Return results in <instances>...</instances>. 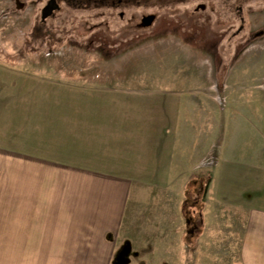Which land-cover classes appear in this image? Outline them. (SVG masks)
I'll use <instances>...</instances> for the list:
<instances>
[{
	"label": "rangeland",
	"instance_id": "obj_1",
	"mask_svg": "<svg viewBox=\"0 0 264 264\" xmlns=\"http://www.w3.org/2000/svg\"><path fill=\"white\" fill-rule=\"evenodd\" d=\"M239 2L233 0L225 20L191 5H129L108 19L85 13L66 21L63 7L41 27L29 20L30 8L19 12L11 0H0V62L48 63L57 78L69 77L80 89L98 88L97 99L104 107L111 98L113 109L123 104L117 103L122 95L115 85L149 94L152 102L156 91H163L181 105L178 121L183 125L180 157L173 150L168 159H159L160 173L134 183L139 193L164 194L151 198V204L145 196L142 204L158 213L153 218L165 229L142 228V206L134 203L135 229L123 224L117 237L106 234L109 243L101 245H66V227L57 222L58 215L54 222L52 215H39L48 222L29 223L22 230L13 211L1 213L0 264H78L66 261V253L107 256L114 250L129 252L136 261L146 253V264H264V256H246L241 245L244 225L264 218V2ZM147 14L156 15L154 23L138 27ZM192 128L197 144L190 142ZM178 208L184 217L176 214ZM22 237L39 243L54 239L60 259L14 261L12 254L24 249L4 244ZM34 248L33 253H45L53 246ZM3 254L12 261L2 260ZM98 259L88 264H127L125 258Z\"/></svg>",
	"mask_w": 264,
	"mask_h": 264
},
{
	"label": "crops",
	"instance_id": "obj_2",
	"mask_svg": "<svg viewBox=\"0 0 264 264\" xmlns=\"http://www.w3.org/2000/svg\"><path fill=\"white\" fill-rule=\"evenodd\" d=\"M27 65L30 67L25 68ZM115 87L122 95L117 99L118 104L123 103L121 109L108 104L111 98L105 99L103 107L95 94L98 88L80 89L69 77L57 78L48 63L0 62V182H4L0 184V214L13 211L22 230L29 223L48 222V217L43 220L39 215H52V222L58 215L57 222L66 227V245H101L102 241L109 243L106 234L117 237L123 224L135 229L134 203L142 206L138 207L142 228H166L156 224L153 216L158 213L142 204L147 203L145 196L151 204V198L164 194L139 193L134 183L160 173L159 159H168L173 150L180 157L181 145L179 150L177 144H183V125L178 121L182 118L181 105L165 97L163 91L157 90L152 102L149 94ZM173 131L177 137L172 136ZM190 132L194 135L190 142L197 144V130L192 128ZM163 171L166 176L167 161ZM181 211L176 214L184 217ZM244 226V255L263 257L264 218L260 215L258 223ZM18 239L4 244L14 245L18 248L15 251L24 249L23 254H12L16 262L60 259L54 249L59 243L54 239L43 243ZM40 245L53 248L33 253ZM145 255L136 261L137 256L129 252L119 255L115 250L107 256L66 253V261L88 264L99 256L101 263L125 258L127 264H146ZM7 256L3 254L2 260L12 261Z\"/></svg>",
	"mask_w": 264,
	"mask_h": 264
},
{
	"label": "flooded vegetation",
	"instance_id": "obj_3",
	"mask_svg": "<svg viewBox=\"0 0 264 264\" xmlns=\"http://www.w3.org/2000/svg\"><path fill=\"white\" fill-rule=\"evenodd\" d=\"M15 8L21 12L25 8H30L32 13L29 15V20L39 23L41 27L45 26L47 21L54 19L63 7H66V21H69L72 16L83 17V14L88 13L90 19H101L104 17H112L113 12L119 7L129 5H144V6H196L195 11L208 10L213 16L218 19H229L230 7L233 5V0H11ZM264 2V0H240V4ZM239 4V5H240ZM48 6H56L46 17H43L44 10ZM217 7V8H216ZM237 16L240 22H243L242 9L237 8ZM90 11L94 12L91 13ZM105 11V13H103ZM110 11V12H109ZM109 12V13H108ZM119 17H123V11L117 13ZM151 20V21H150ZM156 20L155 14H147L141 17L140 25L149 28ZM150 21V22H148Z\"/></svg>",
	"mask_w": 264,
	"mask_h": 264
},
{
	"label": "water",
	"instance_id": "obj_4",
	"mask_svg": "<svg viewBox=\"0 0 264 264\" xmlns=\"http://www.w3.org/2000/svg\"><path fill=\"white\" fill-rule=\"evenodd\" d=\"M55 8H56V6H48V7H46V9L44 10V13H43V17H46ZM150 21H148V22H150Z\"/></svg>",
	"mask_w": 264,
	"mask_h": 264
},
{
	"label": "trees",
	"instance_id": "obj_5",
	"mask_svg": "<svg viewBox=\"0 0 264 264\" xmlns=\"http://www.w3.org/2000/svg\"><path fill=\"white\" fill-rule=\"evenodd\" d=\"M187 219H189V218H187ZM120 263H122V260L118 261V263H117V264H120Z\"/></svg>",
	"mask_w": 264,
	"mask_h": 264
}]
</instances>
